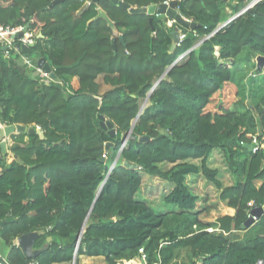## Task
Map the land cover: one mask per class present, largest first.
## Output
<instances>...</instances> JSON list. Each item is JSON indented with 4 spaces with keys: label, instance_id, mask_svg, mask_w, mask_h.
<instances>
[{
    "label": "trees",
    "instance_id": "trees-1",
    "mask_svg": "<svg viewBox=\"0 0 264 264\" xmlns=\"http://www.w3.org/2000/svg\"><path fill=\"white\" fill-rule=\"evenodd\" d=\"M52 1L0 0V24L29 25L40 34L32 57L45 58L65 78L59 85L40 81L0 47V124L43 134H11L8 151L16 159L0 158V224L10 219L0 226V261L70 264L75 257L78 264L85 257L119 264L142 250L146 264H172L184 249L189 264H264V149L253 152L248 137L258 126L264 138V80H256L255 65L264 57V4L222 26L239 5L227 13L223 0L179 1L178 12L195 27L175 22L185 38L172 49L168 18L153 16L150 24L148 15L110 0L91 2L80 14L85 0L46 9ZM120 1L145 8L166 0ZM98 9L116 37L94 19ZM220 98L227 100L219 105ZM98 116L113 124L115 137L100 128ZM135 120L131 136L147 140L122 147L120 137ZM214 151L233 175L231 185L207 165ZM142 174L172 185L163 199L168 211L138 197ZM189 176L214 187L233 215L212 225L199 221ZM253 208L262 215L242 228ZM30 232L39 233L35 249L48 244L34 259L16 245Z\"/></svg>",
    "mask_w": 264,
    "mask_h": 264
},
{
    "label": "water",
    "instance_id": "water-1",
    "mask_svg": "<svg viewBox=\"0 0 264 264\" xmlns=\"http://www.w3.org/2000/svg\"><path fill=\"white\" fill-rule=\"evenodd\" d=\"M64 0H53L50 5L46 8L49 9L51 7H53L54 5L62 2ZM99 1L102 0H86V3L84 4V6L82 7V9L79 11V14L82 13L87 6L92 2V3H97ZM114 5H117L121 8L127 9L129 13L131 14H137V13H144L146 15H148L150 17L149 19V23H152V17L153 16H162L165 18H169V19H173L174 22L181 24V25H189V27L191 29H193L195 27L194 24L188 23L187 21H185L182 16L177 12V6L179 1L182 0H172L170 1L168 4L162 3L159 5H150L148 7L145 8H130L128 5H126L125 3H123L120 0H110ZM240 2H242L243 0H239ZM94 19H103L107 25L109 26V28L112 30L113 33V37L117 36V31L114 27V25L112 24V22L109 20V18L107 17L106 13L104 11H102L101 9L97 10V15L95 16ZM29 28V25H27L25 27V30H27ZM172 38H173V44L171 46V48L173 49L177 43L179 42V32L174 29V31L171 33ZM21 36V34H19L17 36V38H19ZM41 35L39 34V37ZM119 40L122 42V38L121 36H118ZM111 44H112V48L113 50H115V40L114 38L111 40ZM15 48L20 51V53L26 57V58H30L31 56L34 55V49L32 46H25L19 43L15 44ZM6 47H1V51H5ZM180 60V59H178ZM178 60H176L166 71L165 73L161 76L160 79L163 78V76L178 62ZM255 65H256V70L258 73H261L262 70L264 69V57L262 56H257L255 58ZM36 66L37 68L41 69V71L43 73L48 74L49 78L55 82V83H60V81H64L65 78H58L55 73L52 71L50 65L48 64V62L45 60V58H38L36 61ZM159 79V80H160ZM159 82V81H158ZM157 82V83H158ZM156 86V84H155ZM154 86V87H155ZM154 87L151 89L150 93H152ZM146 101L143 103V106L146 104ZM142 106V107H143ZM142 109H140L139 114H141ZM137 116V117H138ZM98 120H99V126L102 130H105L108 132V135L111 137H115L116 136V131L113 127V124L110 121H107L103 116H98ZM136 120L132 123L131 125V129L129 132L121 135L120 139L123 143H126L127 141H134L137 139V141L139 142H143L147 140V137L142 136V137H132L131 136V131L133 126L135 125ZM13 133H27V134H33L36 133L40 139H43V134L41 131H35L33 128H26L24 126L21 125H11V126H0V158L2 156H6L8 154V138L11 134ZM2 137H4V139H2ZM110 147H112L111 143H107L105 144V150L107 151ZM120 157V152L117 154V156L115 157V159L113 160L112 164L110 165V170L111 171L113 169V167L115 166V164L117 163L118 159ZM13 159H16L15 156H13ZM104 159L102 158L101 161H103ZM122 166L126 169H138V166L130 163L128 161H123L122 162ZM103 185V184H102ZM98 196V194H97ZM263 213V209L262 208H253L250 211V215L248 216V219L245 223L243 227H247L250 224H252L255 220H257ZM10 219H7L6 221H3L0 226H3L6 222H8ZM39 233L37 232H30L27 234H24L22 236H20L19 238L16 239V245L22 250V252L24 253V255L29 258V259H34L36 258L38 255H40L42 252H44L45 250L48 249V244L42 246L40 249H35L34 248V243L35 240L38 238ZM51 238H48L47 243L50 242ZM72 263H75V257L73 258Z\"/></svg>",
    "mask_w": 264,
    "mask_h": 264
},
{
    "label": "rangeland",
    "instance_id": "rangeland-1",
    "mask_svg": "<svg viewBox=\"0 0 264 264\" xmlns=\"http://www.w3.org/2000/svg\"><path fill=\"white\" fill-rule=\"evenodd\" d=\"M176 10L178 12V7ZM182 18L188 23L193 24V20L189 18H185L183 16ZM175 25L176 24L174 20L168 18L166 27L168 30L171 29L170 35L174 31V29L180 32V30ZM171 38H172V35H171ZM172 44H173V38H172ZM16 61L21 66V61L20 60H16ZM256 80L260 82L264 80V70L261 73L256 74ZM226 100H227L226 98H220L219 105H221ZM142 106H141V109L143 108ZM250 108L251 107H249V109ZM232 109L234 110L237 108L232 107ZM249 128L251 129V132L248 134V137H251V136L260 137L261 133H260V128L258 126H250ZM2 139H4V137H2ZM260 142L262 145V149H264V139L261 140ZM12 159H13L12 155L9 152L7 154L5 161L6 163H10ZM195 163L199 164V161H196ZM207 165L211 169L217 170L219 174V178L222 181L224 186L231 185L234 182L233 175L228 170L222 154L219 153L218 151H214L211 154V156L209 157L207 161ZM186 182H187V185L191 193L198 197V203H197L196 210L198 211L197 215H198L199 221H201L202 223L212 225L215 223L216 219H218L221 216L233 215L234 211L232 209L227 208L226 204L220 201L219 192L214 187H212L210 184H208L202 177L189 176L187 177ZM171 188H172L171 184L164 182L159 178H156V177L152 178V177H148L142 174V184L138 192V197L144 199L149 204V206L152 209H154L156 212L168 211L169 206H167L164 203L163 199L169 193ZM236 235H237L236 236L237 239H242L243 237H245L246 234L241 232V233H237ZM0 250H2L1 245H0ZM189 263H190L189 253L188 251L184 249L178 251V253L176 254V257L174 258L172 262V264H189ZM70 264H73V263H70ZM78 264H104V260L100 258L93 259V258L81 257L78 260ZM119 264H146V259L143 253H139V256L133 258L132 260L119 262Z\"/></svg>",
    "mask_w": 264,
    "mask_h": 264
},
{
    "label": "built area",
    "instance_id": "built-area-1",
    "mask_svg": "<svg viewBox=\"0 0 264 264\" xmlns=\"http://www.w3.org/2000/svg\"><path fill=\"white\" fill-rule=\"evenodd\" d=\"M170 1L172 0H166L164 3L168 4ZM223 1H225L226 4L229 5L226 7L227 13H231L230 6L239 5V10L236 14L232 15L225 23H223L222 26L226 25L227 23L231 22L235 18L252 10L258 4H264V0H243L242 2H240L239 0H223ZM25 27L24 26L11 27V26H4L0 24V47H6V50L3 51L4 58H10L11 54L13 53L15 55V58L21 61V66L24 69H26L33 77L47 84L59 85L60 83L53 82L49 78L48 74L43 73L41 69L37 68L36 58H33L32 56L30 58H26L20 53V51H18L15 48L16 43H19L25 46H32V47H34L35 45L36 37H38V35L34 32H31L29 28L25 30ZM19 34H21V36L17 38ZM184 38H185V35L179 33V42L177 43V45ZM185 55L186 54L182 55L179 59H182ZM0 126L2 125L0 124ZM250 138H251L253 152H255L257 149L262 148L261 142L259 141L258 137L251 136ZM124 145L125 143L122 144V147ZM102 158L105 159L106 156L103 155ZM139 253H142V250H140ZM0 264H5V263L0 261ZM29 264H32V263H29ZM256 264H263V263L262 261H258Z\"/></svg>",
    "mask_w": 264,
    "mask_h": 264
},
{
    "label": "crops",
    "instance_id": "crops-1",
    "mask_svg": "<svg viewBox=\"0 0 264 264\" xmlns=\"http://www.w3.org/2000/svg\"><path fill=\"white\" fill-rule=\"evenodd\" d=\"M85 1H86V0H85ZM38 36H39V35H38ZM263 70H264V69H263ZM263 70H262V71H263ZM99 83H101L100 79H99ZM106 89H107V87L101 84V91H105ZM8 153H9V152H8Z\"/></svg>",
    "mask_w": 264,
    "mask_h": 264
},
{
    "label": "bare ground",
    "instance_id": "bare-ground-1",
    "mask_svg": "<svg viewBox=\"0 0 264 264\" xmlns=\"http://www.w3.org/2000/svg\"><path fill=\"white\" fill-rule=\"evenodd\" d=\"M121 262H123V261H121ZM125 263V262H124Z\"/></svg>",
    "mask_w": 264,
    "mask_h": 264
}]
</instances>
